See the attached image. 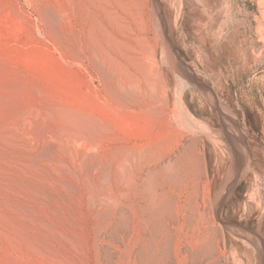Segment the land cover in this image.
I'll return each instance as SVG.
<instances>
[{
    "label": "rangeland",
    "instance_id": "obj_1",
    "mask_svg": "<svg viewBox=\"0 0 264 264\" xmlns=\"http://www.w3.org/2000/svg\"><path fill=\"white\" fill-rule=\"evenodd\" d=\"M0 264H264V0H0Z\"/></svg>",
    "mask_w": 264,
    "mask_h": 264
},
{
    "label": "bare ground",
    "instance_id": "obj_2",
    "mask_svg": "<svg viewBox=\"0 0 264 264\" xmlns=\"http://www.w3.org/2000/svg\"><path fill=\"white\" fill-rule=\"evenodd\" d=\"M146 206H148V205H146ZM210 243H211V241H210ZM201 244V243H200ZM203 245V244H202ZM201 245V246H202ZM205 245V244H204ZM210 247V246H209ZM211 247H212V244H211ZM200 248V247H199ZM213 249H214V247H213ZM194 254V253H193ZM196 254V253H195ZM209 255H211V254H209ZM198 256V255H197ZM196 257V256H195Z\"/></svg>",
    "mask_w": 264,
    "mask_h": 264
}]
</instances>
